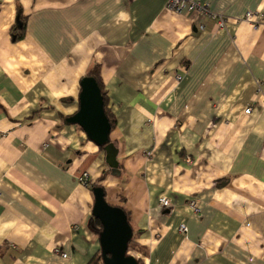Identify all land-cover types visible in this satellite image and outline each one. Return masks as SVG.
Segmentation results:
<instances>
[{
    "label": "crops",
    "instance_id": "1",
    "mask_svg": "<svg viewBox=\"0 0 264 264\" xmlns=\"http://www.w3.org/2000/svg\"><path fill=\"white\" fill-rule=\"evenodd\" d=\"M166 1L0 0V264L100 255L92 186L141 264H264V0ZM95 65L119 176L69 121Z\"/></svg>",
    "mask_w": 264,
    "mask_h": 264
},
{
    "label": "water",
    "instance_id": "2",
    "mask_svg": "<svg viewBox=\"0 0 264 264\" xmlns=\"http://www.w3.org/2000/svg\"><path fill=\"white\" fill-rule=\"evenodd\" d=\"M80 86L79 108L69 121L79 125L97 146H103L105 162L110 168L111 175L119 176L118 148L109 139L111 126L104 112L100 88L91 76L82 78ZM92 191L94 197L92 216L99 220L102 227L98 235L102 263L138 264L137 259L127 253L132 229L125 212L106 201L102 187L95 186Z\"/></svg>",
    "mask_w": 264,
    "mask_h": 264
},
{
    "label": "built area",
    "instance_id": "3",
    "mask_svg": "<svg viewBox=\"0 0 264 264\" xmlns=\"http://www.w3.org/2000/svg\"><path fill=\"white\" fill-rule=\"evenodd\" d=\"M166 6L169 9H171L172 11L179 12V13L182 11H186V12L204 15L208 18L215 20L218 28H224L226 25V19L224 18V16L212 13L211 11L208 10L207 6L205 4H203L200 0H167ZM255 18H256V13H253V12H247L244 15V20H246V21H248V22H250L256 26L257 21L255 20ZM203 28H204V26L202 24H200L199 29L202 30ZM180 79H181V75H176V80H180ZM249 112H250V108H247L245 110V113L248 114ZM86 176H87L86 173H84L82 175L81 180L83 182H85ZM158 202H159V205L161 207L166 208V207H169V205H170V201L167 197H160ZM189 205L191 206V208L194 211H198V208H197L195 201H190ZM179 230L181 232H185L186 231L185 225L181 224L179 226ZM55 252H59V250L55 249ZM61 255L63 257L66 256L64 253H61ZM138 257H140V256L138 255Z\"/></svg>",
    "mask_w": 264,
    "mask_h": 264
},
{
    "label": "trees",
    "instance_id": "4",
    "mask_svg": "<svg viewBox=\"0 0 264 264\" xmlns=\"http://www.w3.org/2000/svg\"><path fill=\"white\" fill-rule=\"evenodd\" d=\"M12 31H13V39L14 40L20 39L23 36V27H22V25H20L19 27L14 26L12 28ZM88 75L91 76V77H93L96 80V82H97V84H98V86L100 88L101 94L103 96V93H102V82H101V79H100V76H99L98 67L96 65L93 66L91 68V70L89 71ZM103 101H104V96H103ZM104 112H105V109H104ZM105 115L107 116V118L109 120V123H110V126L112 128V126L114 124V120L106 112H105ZM100 148L103 150V146H101ZM94 187L95 186H92V189ZM121 209H123V208H121ZM123 211H124V209H123ZM125 214H126V212H125ZM126 216H127V214H126ZM127 220H128V218H127ZM90 225L92 226L93 230L97 233V235H99V233L101 231V228H102L99 220L96 219L95 217L91 216V218H90ZM130 250H133L135 252L136 251L138 252L140 250L139 248L136 247V245H134V243L132 241V238L128 242L127 253ZM129 255H131V254H129ZM137 262H138V264H141L140 259H138V258H137ZM87 264H103L102 263L101 254L100 255H96L93 258H91L90 261Z\"/></svg>",
    "mask_w": 264,
    "mask_h": 264
},
{
    "label": "rangeland",
    "instance_id": "5",
    "mask_svg": "<svg viewBox=\"0 0 264 264\" xmlns=\"http://www.w3.org/2000/svg\"><path fill=\"white\" fill-rule=\"evenodd\" d=\"M132 251H133V250L130 251V254H133V256H134L135 254L132 253ZM133 252H134V251H133ZM134 257L137 259L136 255H135ZM138 259H140V258H138Z\"/></svg>",
    "mask_w": 264,
    "mask_h": 264
}]
</instances>
